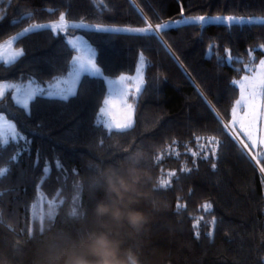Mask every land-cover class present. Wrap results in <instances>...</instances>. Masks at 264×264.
<instances>
[{
	"label": "trees",
	"instance_id": "obj_1",
	"mask_svg": "<svg viewBox=\"0 0 264 264\" xmlns=\"http://www.w3.org/2000/svg\"><path fill=\"white\" fill-rule=\"evenodd\" d=\"M61 12L65 32L24 34ZM197 16L244 21L173 25L160 33L166 47L155 37L73 27L135 28L145 18L156 24ZM0 17V44L19 36L13 46L24 52L12 65L0 62V83L46 86L67 76L77 54L68 37L76 35L95 50L104 75H83L66 101L39 95L26 109L12 91L0 99V112L22 136L0 145V264H64L69 249L100 232L120 241L121 253L131 251L138 264H264V174L223 130L229 132L239 98L232 82L264 60V21L249 23L264 19V0H0ZM141 52L145 84L128 97L134 123L108 131L97 123L104 77L135 74ZM213 136L222 147L205 160L198 145ZM129 165L146 174L141 195L128 205L146 216L139 229L96 212L114 195L108 170ZM170 171L176 176L160 188Z\"/></svg>",
	"mask_w": 264,
	"mask_h": 264
},
{
	"label": "snow or ice",
	"instance_id": "obj_2",
	"mask_svg": "<svg viewBox=\"0 0 264 264\" xmlns=\"http://www.w3.org/2000/svg\"><path fill=\"white\" fill-rule=\"evenodd\" d=\"M2 19V17H0ZM211 21L216 22H232L233 24H241L243 20L234 16L227 17H205V16H197L189 19H181L175 21V25H188L193 22L206 24ZM144 27H135V28H119V27H105L100 24L97 25H84L78 24L73 25V27H85V28H94L96 32L101 33H127L133 34L138 37H155L158 42L166 47V43L163 40V37L160 35L165 29H170L173 27V23L164 22V23H156L153 24L149 19H144ZM15 24L16 21H13ZM252 23V21H249ZM69 27V22L66 19V15L64 12H61L59 15V19L49 25L44 24H33L30 28L24 29V34L29 33L30 31L37 29L48 28L52 32H65ZM20 37L14 36L10 39L4 41L3 44H0V62L5 65L14 64L20 57L24 55L22 49H14L13 43L17 41ZM82 43H87V41H81ZM72 44L73 48H76V41H69ZM231 59V57H229ZM75 60L79 61V67L81 71L91 72L93 75H101V68L97 67V64L94 60L88 59L84 61L81 57H76ZM145 67V58L143 52L139 54V66L135 68V76L134 77H126L121 75L119 81L121 84L127 80H134L135 87L133 90L129 91L127 86H124L123 89L117 91V95L119 96L118 101H113L110 99L104 100V107L100 108V113L103 119L97 120L98 124H102L105 129L111 131L115 130H124L131 128L133 125V117L135 106L134 103H129L128 97L131 94L133 98L137 96L141 92V86L145 83L143 76V69ZM116 83V82H112ZM233 86H239V98L235 100L234 106L231 112V121L229 125L235 129L236 125H240L241 132L244 133V137L246 138L248 143L245 142L244 139H240L237 141L236 137L232 136L223 125V130L226 135H229L234 142H237L243 150H247L249 154V158L259 166V171L261 174H264V150H262L259 154H253V149L260 147L264 149V135L257 137L256 133L258 131V123H264V60L259 62V69H253L250 75H244L240 80L233 81ZM12 91L14 93H20L21 89L13 83H0V99L5 97L6 92ZM40 91V90H35ZM34 90H28L23 93V98H19L17 95H12L11 99L14 100L18 105H22L24 108H27L29 105V101L32 100L35 95ZM49 95H53L49 93ZM59 96L62 100H68L69 96L75 95L70 89H65L57 92L55 94ZM243 112V118L240 117L239 113ZM247 120V124L244 123V120ZM6 131L11 133L13 138L16 135V126L14 123L10 121V118L5 114L0 112V138H3L6 134ZM259 131L264 132V128H260ZM240 133H237L236 136H239ZM197 139H201L197 137ZM198 147L201 149L203 153V159L208 160L211 158L215 159L219 153V150L222 147V143L215 137L207 138V144H200ZM193 156L199 155L197 152H192ZM211 167L215 169L217 167L215 162H212ZM47 171V169H46ZM182 172H189L190 169L184 167L181 169ZM176 176L175 171H170L167 174V177H161L158 181V186L160 188H165L170 186L172 177ZM185 205L177 204V208H183ZM204 210L209 211L212 209L211 203H205L202 205ZM77 211H73L72 215L75 216ZM203 219V217H201ZM215 222V218L213 217V223ZM200 221L197 220L193 227H197ZM211 236V232L208 233ZM196 237L199 238V232L195 233Z\"/></svg>",
	"mask_w": 264,
	"mask_h": 264
},
{
	"label": "clouds",
	"instance_id": "obj_3",
	"mask_svg": "<svg viewBox=\"0 0 264 264\" xmlns=\"http://www.w3.org/2000/svg\"><path fill=\"white\" fill-rule=\"evenodd\" d=\"M145 175L143 170L133 165L123 170L109 169L106 174L107 191L114 195L110 202L98 204L97 214L110 216L116 221L127 220L131 227L139 229L146 216L128 205L141 195L139 185ZM64 264H138V260L131 251L122 254L120 241L100 232L91 234L79 246L69 249Z\"/></svg>",
	"mask_w": 264,
	"mask_h": 264
},
{
	"label": "rangeland",
	"instance_id": "obj_4",
	"mask_svg": "<svg viewBox=\"0 0 264 264\" xmlns=\"http://www.w3.org/2000/svg\"><path fill=\"white\" fill-rule=\"evenodd\" d=\"M207 17V16H205ZM223 18V17H222ZM244 21V19H241ZM251 21L254 22H260V21H264V19H258V18H252ZM211 22H216V21H211ZM228 23H232V22H228ZM173 25H175V23H173ZM87 41L86 38L83 35H76V36H70L68 37V42L69 41H76V48H74L77 51L76 56L73 59V66L71 71L69 72V74L63 78H60L57 82L53 83V84H48L46 86L40 85V84H34L32 82H28V83H24V84H16L20 89L21 92L20 93H14L13 95H17L19 98H23V93L28 91V90H40V91H35V95L33 96L32 100L39 95H46L49 97H57L60 98L59 96H56L55 94L61 90H65V89H70L73 93H76L78 84L80 82V79L82 78L83 75L87 74V75H91V76H97V75H93L91 72L88 71H81L79 64L80 62L75 60L76 57H81L84 61H87L88 59H92L95 61V50L92 48V46L88 43H82L81 41ZM71 46L72 44L69 43ZM14 45V43H13ZM73 47V46H72ZM14 49H17L13 46ZM96 62V61H95ZM139 66V64H138ZM97 67H99L97 65ZM256 69H259V65L256 67ZM143 71V76H144V69ZM102 73V72H101ZM250 75V74H247ZM98 76H104L103 74L98 75ZM126 77H134L135 74L133 75H123ZM106 84H107V93H106V98L105 99H110L113 101H118L119 100V96L117 95V91L123 89L124 86H127V88L129 89V91L133 90L135 87V81L134 80H125L123 82V84L120 83L119 78H109V77H104ZM116 82V83H112V82ZM145 81V80H144ZM3 83H12V82H3ZM15 84V83H13ZM145 84V83H144ZM144 84L141 86V90L144 86ZM238 85V84H237ZM239 87V86H238ZM49 93H52L53 95H49ZM70 97V96H69ZM29 101L30 102L32 101ZM129 101V100H128ZM130 103V102H129ZM22 106V105H20ZM23 107V106H22ZM104 107V104L103 106ZM29 108V105L26 109ZM240 117L243 118V112L239 113ZM99 119H103V117L101 116V113L99 111L98 115H97V120ZM12 122V121H11ZM13 123V122H12ZM133 123H134V117H133ZM244 123L247 124V120H244ZM15 125V124H14ZM260 128H264V123H258V131L256 133L257 137L264 135V132L259 131ZM115 130V129H113ZM126 130V129H124ZM228 130L230 132V134L234 137H236L237 141L239 142L240 139H244L246 143H248L249 141L246 140V138L244 137V133L241 132L240 130V125L237 124L235 129H233L230 125H228ZM237 133H240L239 136H236ZM22 136L18 133V131L16 130V135L13 138V136L11 135V133L6 131V134L4 135L3 138H0V145L1 144H6L8 143L10 140H19ZM262 150L260 147H257L255 149H253V154H259Z\"/></svg>",
	"mask_w": 264,
	"mask_h": 264
}]
</instances>
